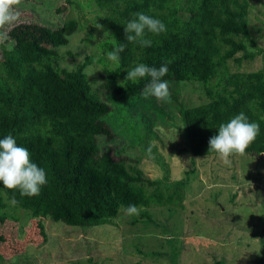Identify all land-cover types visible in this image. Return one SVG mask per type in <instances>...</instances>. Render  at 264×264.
Listing matches in <instances>:
<instances>
[{
    "label": "rangeland",
    "instance_id": "rangeland-1",
    "mask_svg": "<svg viewBox=\"0 0 264 264\" xmlns=\"http://www.w3.org/2000/svg\"><path fill=\"white\" fill-rule=\"evenodd\" d=\"M245 1L249 37L264 49V0ZM17 11L18 20L0 29L6 36H0V47L18 51L40 70L70 71L85 56L92 58L83 72L108 106L101 120L111 132L110 139L97 135L95 143L99 153L108 148L130 180L118 195L103 183L112 165L103 159L104 170L75 208L58 198L61 187L49 177L34 197L0 184V264H264V155H234L229 164L218 155L193 157L169 99L142 92L120 108L113 95L99 89L113 66L103 46L109 30L92 0H21ZM183 15L156 16L167 30L146 31L144 38L184 34L178 25ZM67 20L77 28L64 36L58 29ZM181 39L194 42L192 35ZM263 63L264 56L257 55L240 65L228 61L227 67L246 73ZM176 91L183 106L206 102L191 80L180 82ZM128 204H135L139 215L119 210Z\"/></svg>",
    "mask_w": 264,
    "mask_h": 264
},
{
    "label": "trees",
    "instance_id": "trees-1",
    "mask_svg": "<svg viewBox=\"0 0 264 264\" xmlns=\"http://www.w3.org/2000/svg\"><path fill=\"white\" fill-rule=\"evenodd\" d=\"M92 2L109 30L103 43L106 53L125 45L119 64L112 62L113 68L106 71L99 86L114 96L120 108L139 96L150 79L127 80V71L140 63L159 68L167 62L168 72L161 79L169 84V100L183 123L191 156L218 155L209 151V139L217 134L221 123L241 112L250 122L260 125L259 135L245 154H264V63L260 69L246 73L230 72L227 67L228 61L240 65L243 60L264 56V49L256 48L249 37L245 0ZM137 12L163 19L184 14L178 25L182 24L185 32L170 33L152 41L151 47L128 42L124 26ZM76 28L74 20H67L58 30L69 36ZM186 35L194 37L191 46L181 39ZM35 40V36L29 39L32 44ZM91 62L92 58L85 56L70 71L40 70L18 51L0 47V139L10 134L18 145L26 147L32 162L61 187L58 198L72 208L86 189L94 186L93 180L104 170L100 169L103 159L112 164L103 183H110L118 195L130 180L122 165L112 161L108 148L99 153L95 143L97 135L110 139L111 132L101 120L108 113V106L91 90L83 72ZM188 80L200 85L204 104L183 106L176 90L180 82ZM49 205L53 207L52 203Z\"/></svg>",
    "mask_w": 264,
    "mask_h": 264
},
{
    "label": "clouds",
    "instance_id": "clouds-1",
    "mask_svg": "<svg viewBox=\"0 0 264 264\" xmlns=\"http://www.w3.org/2000/svg\"><path fill=\"white\" fill-rule=\"evenodd\" d=\"M20 3L21 0H0V29L12 25L18 20L20 14L17 8ZM96 27L99 26L96 25ZM166 30V25L162 21L141 12L134 13L133 18L127 21L124 26L127 41L138 42L141 47H151L152 45L150 39L144 38L146 31L158 35ZM93 39L95 38L93 37ZM124 50L125 45L123 44L112 48L106 53L107 59L119 64L120 53ZM167 72V62L159 68L140 63L127 71L126 79L136 82L141 78H150L143 90V95L154 97L159 101H166L170 97L169 84L161 78ZM259 133L260 125L257 122H250L241 112L228 122L219 125L217 134L208 141V149L217 153L223 163L229 164L230 157L246 153ZM171 158L179 160L175 156ZM46 183L45 170L32 162L31 154L26 147L18 145L16 139L10 134L0 139V184L3 185V188L18 190L22 196L34 197L40 194L41 187ZM10 203L15 205L17 201L13 197ZM119 210L128 215H139L140 212L135 204L120 205Z\"/></svg>",
    "mask_w": 264,
    "mask_h": 264
}]
</instances>
